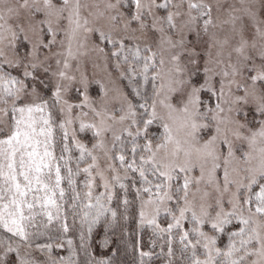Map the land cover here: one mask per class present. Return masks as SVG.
<instances>
[{
    "label": "snow or ice",
    "instance_id": "1",
    "mask_svg": "<svg viewBox=\"0 0 264 264\" xmlns=\"http://www.w3.org/2000/svg\"><path fill=\"white\" fill-rule=\"evenodd\" d=\"M0 264H264V0H0Z\"/></svg>",
    "mask_w": 264,
    "mask_h": 264
}]
</instances>
